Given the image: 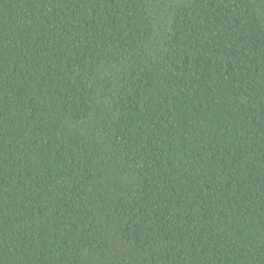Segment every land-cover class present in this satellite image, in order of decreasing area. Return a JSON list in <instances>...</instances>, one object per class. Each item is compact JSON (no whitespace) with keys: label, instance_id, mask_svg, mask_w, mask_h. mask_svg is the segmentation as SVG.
<instances>
[{"label":"trees","instance_id":"trees-1","mask_svg":"<svg viewBox=\"0 0 264 264\" xmlns=\"http://www.w3.org/2000/svg\"><path fill=\"white\" fill-rule=\"evenodd\" d=\"M0 264H264V0H0Z\"/></svg>","mask_w":264,"mask_h":264}]
</instances>
